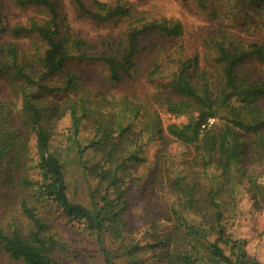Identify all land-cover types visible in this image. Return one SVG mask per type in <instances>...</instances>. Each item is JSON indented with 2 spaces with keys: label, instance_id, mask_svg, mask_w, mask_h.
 <instances>
[{
  "label": "trees",
  "instance_id": "16d2710c",
  "mask_svg": "<svg viewBox=\"0 0 264 264\" xmlns=\"http://www.w3.org/2000/svg\"><path fill=\"white\" fill-rule=\"evenodd\" d=\"M13 1L20 7L37 5L45 10V20L32 19L9 28L13 38L37 35L44 47L36 59L39 67L36 69L34 63L21 56L14 42L0 43V77L12 84L19 99L15 111L8 102L0 100V186L10 185L16 172L23 170L27 157V137L16 126V113L20 124L34 135L37 172L35 179L20 175L18 183L31 187V195L37 201L51 203L66 219L65 224L92 235L103 264H149L138 252L144 247L151 250L150 264H261L247 254L245 240L227 230L219 197L222 192L233 196L234 189L243 185L258 207H264V189L244 167V164L264 163V75L251 72L252 61L264 64V44L245 41L229 30L227 24L219 22L203 41L211 52L215 74L199 70L195 55L181 60L172 75L160 76L158 83L165 94L156 99L170 114L185 117L180 124L167 123L166 132L176 141L191 144L194 154L180 160L177 173L166 186L169 195H174L168 206L169 231L158 232L143 244L123 243L129 202L125 194V164L131 159L142 160L140 148L126 136L130 124L122 121H95L94 136L99 133V137L84 146L81 144L78 135L96 106L92 108L83 98L73 97L79 76L68 65L101 62L107 67L109 81L118 83L131 77L143 51L155 50L158 55H164V41L180 36L182 24L166 17L146 19L139 15L118 41L108 36L88 40L70 32L66 19L61 17L62 0ZM72 1L82 16L95 22L131 15V7L124 2ZM195 1L210 11L214 10L213 5L221 11L235 9L244 24H264V0ZM6 30L0 0V31ZM57 75L62 78L50 82ZM129 110L136 114L139 108L132 105ZM65 113L69 117L67 139L76 147L83 175L87 181L95 180L88 191L89 204L69 196L66 160L52 145L54 122ZM214 118L222 120L219 131L210 123ZM92 146H99L103 160L88 165L83 154ZM120 147L128 156L111 167L112 153ZM201 172L206 184L199 180ZM207 208L211 209L210 214H206ZM20 210L30 226L27 231L15 223L7 229L0 228V256L12 264H67L55 251L60 248L67 253L68 244L63 235L51 230V223L23 198ZM127 238L130 240L128 235ZM116 242L118 247L113 246ZM121 256L123 261H118ZM4 263L5 260H0V264Z\"/></svg>",
  "mask_w": 264,
  "mask_h": 264
},
{
  "label": "rangeland",
  "instance_id": "374dc122",
  "mask_svg": "<svg viewBox=\"0 0 264 264\" xmlns=\"http://www.w3.org/2000/svg\"><path fill=\"white\" fill-rule=\"evenodd\" d=\"M85 1L90 4L93 0ZM101 1H107L109 4L124 2L131 7V15L112 21L95 22L82 16L72 0H62L61 17L66 19L65 22L73 35L88 40L108 36L118 41L125 29L131 23L137 22L135 18L139 15H143L146 19L166 17L172 21L181 22L183 27L180 36L164 41V55L161 53L158 55L155 50L143 51L132 69L131 77L118 83L109 81L107 67L101 62L80 61L71 62L68 65V68L79 76L77 92L72 93L73 97L83 98L92 108L96 106L90 118L84 120L78 135V140L83 146L91 139L99 137V133L94 136L95 121H122L124 124H130L126 136L133 139L136 148H140L139 154L142 160L131 159L125 164L127 179L125 194L129 202L126 209L128 228L123 243L134 241L143 244L146 239L151 240L154 234L167 232L171 228L168 206L174 200V195H169L166 186L172 180V176L177 173L180 160L191 158L194 154L191 144L185 145L176 141L166 132L167 123L180 124L185 121V117L170 114L156 99L165 94L158 83L160 76L172 75L177 71L181 60L195 55L198 58L199 70H207L215 74L217 69L213 64L211 52L203 42L212 27L222 22L245 41H257L264 44V24L260 22L244 24L238 18L235 9L221 11L213 5L214 10L210 11V9L199 7L195 0ZM1 3L7 30L0 31V43L14 42L21 50V56L28 62L34 63L35 68L39 69L36 59L42 52L44 42L35 34L13 38L9 28L16 24H26L32 19L43 21L46 18L45 10L37 5L20 7L13 0H1ZM252 65L254 66L251 69L252 73L264 75V64L255 60L252 61ZM61 78L62 75L53 76L50 82L59 81ZM154 78L156 79L152 81ZM0 100L8 102L14 111L15 106H19V99L14 93L12 84L3 77H0ZM132 105L139 108L136 114L129 110ZM15 114L17 128L27 137V153H25L27 157L23 162V170L19 169L16 172L9 182L10 185L0 186V228L7 229L9 225L15 223L23 231H27L30 225L20 210V201L23 198L36 208L41 217L51 223V230L56 231L58 235H63L67 241V253L60 248L55 250L60 260L67 264L89 262L103 264L92 235L84 230L76 231L69 223L65 224L66 219L61 217L62 214L55 210L51 203L37 201L31 195V187L18 183L20 175L35 179L37 172L34 168L36 160L34 135L20 124ZM210 123L212 128L219 131L222 120L214 118L210 120ZM53 126V148L64 161L66 160L65 175L68 194L72 199L89 204L88 191L95 180H86L82 163L77 157L76 147L67 139L68 113L56 120ZM94 146L83 154V160L88 165L103 160V153L101 154L98 149L99 146ZM127 154L128 152L121 147L113 151L110 166L120 164L121 160L128 156ZM244 167L247 172L257 178V183L264 189V163L244 164ZM200 179L203 184H206L207 181L202 172ZM235 179L238 181L237 177ZM222 193L219 198L223 203L227 230L235 237L244 239L247 254L264 264V207H258L255 198L247 193L243 185H238L234 189L233 196L226 192ZM205 212L210 214L211 209L207 208ZM115 245L118 247L119 242L113 244ZM118 250L121 248L119 247ZM138 252L150 264L152 261L150 248L144 247ZM0 260H5L4 264H12L2 255ZM118 261H123V256L118 257Z\"/></svg>",
  "mask_w": 264,
  "mask_h": 264
}]
</instances>
